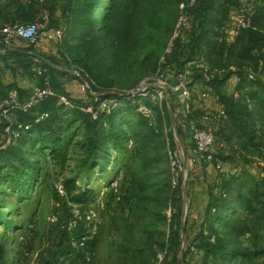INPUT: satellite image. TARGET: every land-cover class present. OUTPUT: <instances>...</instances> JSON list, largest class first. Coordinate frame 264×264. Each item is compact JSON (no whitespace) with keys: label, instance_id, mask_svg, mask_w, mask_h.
Returning <instances> with one entry per match:
<instances>
[{"label":"trees","instance_id":"16d2710c","mask_svg":"<svg viewBox=\"0 0 264 264\" xmlns=\"http://www.w3.org/2000/svg\"><path fill=\"white\" fill-rule=\"evenodd\" d=\"M34 3L36 2L24 4L22 0H1L0 24L3 25L0 29L7 24H15L4 22L3 19L8 20L12 17L14 21L20 11L26 9V6L31 7ZM181 4L184 5L182 12ZM63 8L66 28L62 39L40 45L41 50L42 48L44 50L45 45L54 47L55 53L52 56L46 57L39 54L40 47L34 49L23 41L13 42L11 47L15 50L9 48L5 54H0V67L4 66V69L15 75L20 72L30 77L34 83L30 92L14 84L3 86L0 83V107L8 99V94L12 90L17 92L18 103L24 104L30 98L34 86L41 88L48 86L54 94L63 95L72 100L63 88L61 80V77L69 76V73L56 67L55 58L78 67L77 80L90 83L92 92L96 94V99L93 97L95 109L98 103L105 99H117L118 102H126L127 105L133 102L123 94L126 92L120 93L119 89L114 88L116 85L114 77L122 78V72L127 69L133 70L137 63L140 75L150 71L157 73L162 68L168 73L167 75L177 77L186 71L188 62L196 60L205 63L211 69L229 66L235 68V72L213 74L209 82L204 80L203 72L196 68H193L188 76L195 99L199 93L208 91L216 98V102L207 100L203 106L209 109L222 107L227 113V120L214 126L216 145L222 144L223 148L229 146L233 155L236 152L232 150L229 143L234 138L241 144L243 150L253 147L257 134L254 125V109L264 113V0H255L251 26L241 32L234 44L227 41L225 30L237 14L238 0L234 2L233 0H195L192 5L189 0H68ZM181 14L186 16L188 24L186 27H181L179 35L173 39L172 35L175 33ZM30 22L33 21L25 23ZM48 27L46 22V30ZM57 29L64 28L57 26L50 31ZM168 40L172 41L170 52L160 55L163 43ZM154 44L159 46L158 50L151 49ZM212 58L217 60V63L224 60V63L215 66ZM35 69H39L41 74H37ZM111 75H114L113 78ZM236 77L240 78L236 88L240 93L238 100L232 96V83ZM170 98L179 101L174 91H169V101ZM72 101L77 104L81 102V100ZM162 102L159 105L145 100V103L151 105L155 111V126H149L142 117L140 124L151 131L154 128L160 131L161 128L157 126L164 122L165 112L169 114L166 101ZM116 108L114 107L108 115L99 112L98 119L92 120L87 113L78 109H67L58 104L56 97H47L27 111L20 109L10 111L14 120V129H17V124L29 126V129L27 131L23 129L22 132H24L20 138L0 152V170L3 169L2 165L9 167L11 162L10 169L14 172L4 180L9 179L8 183L11 186L27 191L39 174L40 163L31 160L29 156H32V153L29 150L26 153L28 157L24 155L23 145L28 147L39 145V151L43 155L47 149L52 162L64 165L69 157L73 138L78 136L81 140L76 144L84 150L77 166L78 172H85L89 176L97 167H100L101 172L106 171L111 159L110 149L117 150L122 148L124 143H133L122 133L120 125L112 122L114 121L112 114ZM64 110L67 114L63 115L61 113ZM191 110V114L181 117V119L184 118L185 123L193 119L198 120L202 115L196 101ZM43 113H47L48 118L36 123L37 117ZM5 125L6 122L0 119V143L5 138ZM185 138H190L188 131ZM175 147L178 148V145L176 144ZM186 157L188 158V155ZM215 159L218 160L217 156ZM228 160L229 158L225 159V161ZM15 163L18 165L15 166ZM198 164L203 162L195 165ZM246 176L256 187L247 189L243 193L242 180ZM180 184H182L181 179L177 187ZM232 187L234 190L231 192ZM259 187L264 189L263 170L246 172L245 176L242 173L218 174L215 183L207 189V207L200 220L201 227L193 239L194 244H189L187 251H191V247L195 246L196 249L200 248L216 259L218 257L228 263L241 257L242 264H254V259L259 256V253L229 248L217 239L215 233H212L210 219L212 217L219 221L224 229L232 227L238 211H244L248 216L258 215L259 219H264V191L262 189L261 192ZM63 190L69 203L79 207L81 211L88 209V205L97 198L93 190L79 188L75 179L64 182ZM231 203H237L235 208L231 206ZM69 215L72 217L71 212ZM4 222V216L0 212V226L4 225ZM205 226L208 227L209 232L211 231L208 236L204 235ZM257 230H262V227ZM85 232L84 227L80 225L72 235L73 239L80 243ZM249 232L248 228L242 231L245 237L250 234ZM62 236L63 240L69 238L66 229H63ZM94 242V238L89 239L82 247L85 249L89 247L92 250ZM59 254L57 264H63L72 256L84 258L81 252L71 247L62 249ZM171 256L166 250L164 264L177 263V258Z\"/></svg>","mask_w":264,"mask_h":264},{"label":"rangeland","instance_id":"374dc122","mask_svg":"<svg viewBox=\"0 0 264 264\" xmlns=\"http://www.w3.org/2000/svg\"><path fill=\"white\" fill-rule=\"evenodd\" d=\"M67 1L41 0L40 2L39 0L31 7L26 6V9L20 11L14 21L12 17L3 20L7 23L22 24L40 20L46 15L49 26L47 31L57 26H62L64 29L61 30L64 31L66 17L63 16V7ZM22 2L26 4L23 0ZM2 25L0 24V27ZM178 33L176 25L173 35ZM170 40L163 43L160 55L168 52L167 45L169 46ZM158 47L154 44L151 49L158 50ZM212 61L215 66L224 63V60L217 63L214 58ZM55 64L69 73V76L65 77V83L69 85L68 94L71 99L81 100L79 103H82L86 96L81 91V81L77 80L78 67L62 61ZM138 67L137 63L133 70L123 71L120 79L114 77L116 81L114 88L119 89L120 93H127L145 80L157 84L168 76L162 68L157 73L150 71L140 75ZM16 75L18 81L16 85L30 92L34 85L31 78L20 72ZM0 76L3 80L11 81L15 74L2 66ZM111 76L113 78L114 75ZM89 97H86L88 103ZM171 99L166 102L169 114L165 112L164 122L157 126L161 128L160 131L154 127L151 131L140 124L141 117L136 112V102H131L129 105L126 102L117 103L118 107H115L116 110L112 114L114 117L112 122L120 125L122 133L133 143L132 145L124 143L123 147L117 150L110 149L111 159L106 171L101 172L100 167H97L89 176L85 172H78L77 166L84 152L76 144L81 140L80 136L73 138V145L64 165L52 162L47 149L43 155L39 151V145L34 147L23 145L24 155L28 157L26 153L29 150L32 153V156H29L31 160L40 163L39 174L27 191H22L24 189L18 187L15 189L8 183L9 179L4 180L13 172L10 169L12 163L10 162L9 167L2 165L0 212L5 222L0 226V264H57L59 253L67 247L81 252L84 258L72 256L63 264H164L166 250L177 258L176 264H242L241 257L228 263L218 257L216 259L200 248L196 249L195 246H193L195 251H187V246L194 244L193 239L201 227L200 219H194L195 216L192 214L193 204L189 195L193 191L200 194L201 188L203 192V185L206 186L207 191L209 186L215 183L219 173L216 170L207 173L205 169L208 164H198L196 168L193 164L188 168L184 185L173 187L174 173L170 167L169 152L177 149L175 145L179 146L182 143L187 131L178 123V121L182 122L181 117L184 115L180 100ZM164 104L162 102V105ZM90 106L94 110L92 103ZM112 109L107 107L99 111L108 115ZM64 111L61 114H67V111ZM254 112V125L258 135L256 134L253 147L243 150L241 144L234 138L229 145L236 152L235 155L229 146L221 149L218 145V150L216 147L214 149L227 175L242 173L245 176L246 172L258 171L259 162H264V113L256 108ZM226 158L229 160L225 161ZM17 165L15 163V166ZM70 179H75L79 188L93 190L97 195L96 200L88 205V209L95 213L97 225L93 251L89 247L83 248L72 236L79 226L73 225V218L69 214L72 213L73 208L79 207L69 203L65 198L63 184ZM115 181L116 192L111 186ZM242 184L243 193L247 189L256 187L247 176L243 177ZM262 189L259 187L261 192ZM230 190L232 192L233 187ZM200 196L196 195L197 208L202 205ZM236 204L231 203V206L235 208ZM197 217L199 218V215ZM210 220L212 233L216 234L217 239L229 248L259 253L254 259V264H264V253H262L264 252V219H259L258 215L253 217L248 216L244 211H238L229 229H224L221 223L212 217ZM82 223L83 220L79 222ZM260 227L262 230H257ZM246 228L250 229V234L245 237L242 231ZM63 229L67 230L69 236L64 240ZM210 233L211 231L209 232L208 227L205 226L204 235L208 236ZM86 255H90V262L85 260Z\"/></svg>","mask_w":264,"mask_h":264},{"label":"built area","instance_id":"2783aa9c","mask_svg":"<svg viewBox=\"0 0 264 264\" xmlns=\"http://www.w3.org/2000/svg\"><path fill=\"white\" fill-rule=\"evenodd\" d=\"M23 1L25 3H30L31 1L37 2L39 0ZM189 2L190 5H192L194 4L195 0H189ZM254 5L255 0H238L237 14L235 17H233V21L229 23L228 27L225 30L227 34V41L230 44L235 43L236 39L242 31L250 28ZM183 9L184 5L181 4V12L183 11ZM46 22L47 16L44 15L40 20H36L30 23L7 24L2 27L0 29V54H5L6 50H8L11 47V44L15 41H23L29 46H32L34 49H38L40 45L45 41L50 42L61 40L63 37V31L61 29H57L53 31L52 34H48V31L46 30ZM187 24L188 21L186 16L181 14L177 23V29L179 30L181 27H186ZM178 35L179 34H175L173 36V39H175ZM171 45L172 41H170L169 43L168 52H170ZM193 68L199 69L201 72H203V78L206 82L210 81L213 74L221 75L229 71L235 72V68L233 66H229L227 68L211 69L208 65L201 61L192 60L186 64V71L183 74H180L177 77L168 75L157 84H152L150 81L145 80L139 86L127 92L125 95L128 96L129 99L133 100V102H136V112L139 114V116L145 119L148 122L149 126H154L155 111L153 110V107L151 105L145 103V100L161 104V102L164 100L167 102L169 91H174L177 93L179 89H182L184 92L183 102L180 101V104L183 109V117L191 114V107L195 101L199 104V110L202 114L198 120L193 119L188 123H185L184 118L182 119V122L178 121L179 125H181L190 133L191 148L188 158H186L188 163L190 165H193L198 162H203L205 164L213 166L216 172H218L219 174H226L227 172L224 165L220 161L215 159L216 153L214 149L216 147L218 150V146L215 143L214 126L220 122L226 121L227 113L222 107L209 109L203 106V104L207 100L216 102V98L212 96L208 91L199 93L195 99L194 92L190 87L191 82L188 79L190 71ZM35 71L37 72V74H41V71L39 69H35ZM175 79L179 80L178 87L172 86V82ZM239 83V77H236L232 83V96L235 100H238L240 98V93L236 90ZM80 87L81 91L86 97L90 96L89 103L87 102L86 97L82 100V103L77 104L72 100L67 99V97L63 95L54 94L48 86L44 88L34 86L30 98L24 104L20 105L17 101V92L15 90L10 91L8 94V99L0 107V119L6 122V125L4 126L5 138L0 143V152L10 147V145L14 141L20 138L24 131H27L29 129V126H24L22 124H17V129L13 128L14 120L12 119V114L10 113V111L12 110L20 109L23 111H27L47 97H56L58 100V104L65 106L67 109H78L81 112L89 114L92 120H97L98 114L101 111H99V109L103 110L107 107L114 108L118 103L117 99H105L98 103L96 109L94 108V110H92L90 104L92 103L93 105V102H95L94 98L96 97V94L92 92L90 83L86 81H82ZM47 118L48 114L43 113L37 117L35 122L40 123ZM23 129L24 131L22 132ZM129 145H132V143L130 142ZM219 147L223 148V145L220 144ZM179 151L180 149L177 148L176 150L169 152L170 167L172 172L174 173L172 179L173 187H176L178 185L180 179H182L181 181L184 185V179L187 175V170L180 159ZM258 169L264 171V162H259ZM111 186L116 192L117 182H113ZM102 206L104 207V205ZM72 218L73 222H71L75 227L82 225L84 226V229L86 231L80 242L81 246H83L85 241L93 239L97 233L95 213L94 211L89 209H86L84 212L79 208H73ZM81 220H83V223L79 224ZM191 250L195 251L193 246L191 247ZM85 260L87 262H90V255H86Z\"/></svg>","mask_w":264,"mask_h":264},{"label":"crops","instance_id":"0c3cea01","mask_svg":"<svg viewBox=\"0 0 264 264\" xmlns=\"http://www.w3.org/2000/svg\"><path fill=\"white\" fill-rule=\"evenodd\" d=\"M59 28H61V26H59ZM48 34H52V32L50 31V30H48ZM47 42H49V41H45V42H43L42 44H41V46L43 45V44H48ZM50 42H52V41H50ZM15 43V42H14ZM41 46H40V49H39V51H38V53L39 54H41V55H43V56H46V57H49V56H52V54H54L55 53V49H54V47H51V45H45L44 46V50H43V48H42V50H41ZM10 49H12V50H15L13 47H10ZM31 54V53H30ZM55 60L57 61V62H60V61H58L57 60V58H55ZM56 61H54V63H57ZM56 65V67L57 68H59L58 67V65L57 64H55ZM60 69V68H59ZM1 77V76H0ZM66 76H64V77H61V80L63 81L62 83H63V88L69 93V90H68V86L69 85H66V83H65V81H66V78H65ZM0 83H1V85H3V86H5V85H12V84H14L15 86H17V87H19L20 88V86H18V85H16L17 83H18V81H17V75H15V77H14V79L13 80H9V81H7V80H3L2 78H0ZM33 86V85H32ZM32 88V87H31ZM21 89H23V88H21ZM190 142H191V140H190V138L188 139V138H185L183 141H182V143L181 144H179V146H178V148L180 149V151H179V155H180V159H181V161L183 162V165L186 167V169H187V171H188V168H189V166H190V164L188 163V161H187V155H189V152H190ZM198 166V165H197ZM196 165H195V168L197 167ZM206 172L208 173V172H215V169L212 167V166H210V165H208L207 167H206ZM188 173V172H187ZM210 174V173H209ZM203 181V180H202ZM198 182V181H197ZM202 183V182H201ZM204 186V189H203V192H202V188H201V191H200V194H197L196 193V191H193V192H191V194L189 195V198L191 199L190 201H192V204H193V211H192V214L195 216L194 217V219H202V217H203V215L205 214V211H206V207H207V198H208V196H207V191H206V186L205 185H203ZM201 187V186H200ZM196 195H197V197H198V195H201L200 196V198H201V200H202V205L201 206H198V208L196 207V205L198 204V202H197V197H196ZM199 215V218L197 217Z\"/></svg>","mask_w":264,"mask_h":264},{"label":"water","instance_id":"95a60500","mask_svg":"<svg viewBox=\"0 0 264 264\" xmlns=\"http://www.w3.org/2000/svg\"><path fill=\"white\" fill-rule=\"evenodd\" d=\"M172 86L173 87H178L179 86V80L178 79H175V80H173V82H172ZM183 90L182 89H179L178 91H177V96L179 97V99H180V101L181 102H183Z\"/></svg>","mask_w":264,"mask_h":264}]
</instances>
